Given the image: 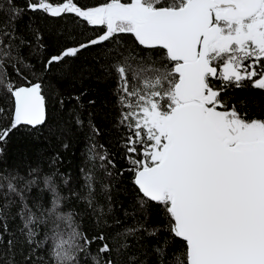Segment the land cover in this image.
<instances>
[{
	"label": "snow or ice",
	"instance_id": "obj_1",
	"mask_svg": "<svg viewBox=\"0 0 264 264\" xmlns=\"http://www.w3.org/2000/svg\"><path fill=\"white\" fill-rule=\"evenodd\" d=\"M0 264H264V0H0Z\"/></svg>",
	"mask_w": 264,
	"mask_h": 264
},
{
	"label": "trees",
	"instance_id": "obj_2",
	"mask_svg": "<svg viewBox=\"0 0 264 264\" xmlns=\"http://www.w3.org/2000/svg\"><path fill=\"white\" fill-rule=\"evenodd\" d=\"M253 107H255V103L252 104ZM75 157H76V160L75 162L78 163L79 162V159H80V152L79 151H75ZM69 160H72V156L70 155L69 156ZM68 163V160L65 161V164ZM71 171V169H69Z\"/></svg>",
	"mask_w": 264,
	"mask_h": 264
}]
</instances>
